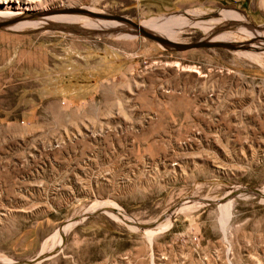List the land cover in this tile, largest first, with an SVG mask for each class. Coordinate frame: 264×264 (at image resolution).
Listing matches in <instances>:
<instances>
[{
	"label": "rangeland",
	"instance_id": "1",
	"mask_svg": "<svg viewBox=\"0 0 264 264\" xmlns=\"http://www.w3.org/2000/svg\"><path fill=\"white\" fill-rule=\"evenodd\" d=\"M10 1L14 11L29 1V11L77 7L138 23L182 15L179 42L206 39L192 20L236 8L243 27L222 31L242 30L251 48L174 51L127 23L89 16L94 34L20 22L0 29V46L33 66L39 98L55 100L53 128L44 115L10 150L16 163L0 164V264H264V13L256 0ZM15 188L19 200L38 194L43 211L17 210L20 225L10 229ZM94 204L101 208L87 211ZM20 228L34 232L27 251L11 246Z\"/></svg>",
	"mask_w": 264,
	"mask_h": 264
},
{
	"label": "crops",
	"instance_id": "2",
	"mask_svg": "<svg viewBox=\"0 0 264 264\" xmlns=\"http://www.w3.org/2000/svg\"><path fill=\"white\" fill-rule=\"evenodd\" d=\"M256 7L264 11V0H257ZM38 82L39 78L36 73H33V66H23V58L20 51L16 52L11 46H0V150H3L0 152V164L16 163L17 157L13 155L16 153H12L10 150L20 147L24 142L25 131H28L31 126L38 125L39 119L44 115L47 117V123H51L48 129L53 128L55 124L54 94L46 93L44 99L41 100L38 96ZM40 100L44 102L43 106L46 108V112H43L44 114L41 113L43 110H39ZM37 195H35L34 199L23 201V199H18V197L23 198L24 196V192L19 188H15L13 192H10L9 196H14L17 199L16 201L14 200L12 205L16 209L15 213L20 211L22 213L21 209L24 207L26 213H31L29 215L33 218L37 217V214L43 211L37 207ZM28 196L32 198V194H27L26 197ZM3 209H8V207H4L1 210ZM17 210L20 211L18 212ZM20 213L14 215L11 220L8 218L6 226H10V229L19 227L20 224L17 225L15 219ZM10 229L3 233L9 235ZM30 233L34 232L20 228L19 233H15L16 241L11 246L14 249L15 247H20L19 250L26 249L27 251L29 245L26 243Z\"/></svg>",
	"mask_w": 264,
	"mask_h": 264
},
{
	"label": "bare ground",
	"instance_id": "3",
	"mask_svg": "<svg viewBox=\"0 0 264 264\" xmlns=\"http://www.w3.org/2000/svg\"><path fill=\"white\" fill-rule=\"evenodd\" d=\"M12 4L10 0H0V16H19L22 14H29L32 12H41L42 18L41 21H32V20H25V21H19V27H24L27 25H42L46 27H52L53 23H48V19L54 18V19H59L62 21L59 22H64V23H70L75 26H79L82 28H94L95 26H98V23H96L93 19H89L86 16L83 15H69V14H55V15H50L48 16L46 11H29L30 4L29 1L25 3H21L20 1L18 2V7L14 11L12 9ZM59 8H66V7H59ZM192 13L196 15L203 16L202 11H196L192 10ZM214 16V15H213ZM242 19L243 16L240 12L232 9H222L217 12V16L212 17L210 19H205V18H200L193 21L194 26H199L201 29L206 33L205 38L212 40V41H226V42H238V40H241L238 43H242V30H228V31H222V30H227V28H233V27H243L242 26ZM74 22V23H72ZM75 22H81L80 24H75ZM110 23L111 26H117L118 22L115 21H102L101 25H104V23ZM185 18L182 15H173V16H166V17H151L149 19H146L139 24L144 27L146 30L152 31L154 33H157L159 35H162L170 40L173 41H180L184 40L180 30H177V25L179 23H184ZM48 23V24H47ZM17 24V23H16ZM13 25V27L16 26ZM121 26V25H120ZM130 27V26H129ZM245 28V27H244ZM123 28H118V30L121 31ZM247 29V28H246ZM102 30V29H101ZM249 31L253 32L252 30L248 29ZM113 32H118L112 29ZM256 31V30H255ZM254 33V32H253ZM120 35V34H119ZM129 35V34H128ZM261 38V37H260ZM251 48V47H249ZM231 200V199H230ZM232 203V202H231ZM230 203L221 205V224L222 228L225 229L226 225L228 223L229 217H230ZM101 208V204H94L92 205L89 210H95ZM62 230L57 229L47 240H45L43 244L42 251L46 249H51L54 245V242L58 240L60 233ZM51 240V244L49 245L48 243Z\"/></svg>",
	"mask_w": 264,
	"mask_h": 264
},
{
	"label": "water",
	"instance_id": "4",
	"mask_svg": "<svg viewBox=\"0 0 264 264\" xmlns=\"http://www.w3.org/2000/svg\"><path fill=\"white\" fill-rule=\"evenodd\" d=\"M46 14L47 15L75 14V15L89 16L95 19H102L106 21L127 23L128 25L132 27L131 30H128L131 33H134L135 35L145 36L155 42H158L159 44L163 45L165 48L174 50V51H183L187 49L201 48V47H206V48L216 47V48H224V49H229V50L250 47L249 42L234 43V42H226V41H212L209 39H199L194 42L173 41L162 35L146 30L138 22H135L124 15L94 12V11L84 9V8H77V7L75 8L74 7L56 8V9L48 10ZM41 16H42L41 12H32L27 15L22 14V15L15 16V17L3 18V19H0V29H12L11 27L15 25L16 23H18L19 21L33 20ZM259 27L263 28L264 25L259 26ZM52 28H57L61 30H72L79 34H94L95 33V30H88L86 28H82V27L75 26L70 23H64V22L53 23ZM261 38L264 41V36H261ZM261 47L264 49V44ZM251 191L256 193L255 190H251Z\"/></svg>",
	"mask_w": 264,
	"mask_h": 264
},
{
	"label": "flooded vegetation",
	"instance_id": "5",
	"mask_svg": "<svg viewBox=\"0 0 264 264\" xmlns=\"http://www.w3.org/2000/svg\"><path fill=\"white\" fill-rule=\"evenodd\" d=\"M257 1V0H256ZM256 1H255V10H257V11H261L262 13H264L260 8L258 9L257 7H256ZM232 10H236V8L235 9H232ZM247 10V3H246V1H244L243 2V5H242V11H246ZM238 11V10H237ZM239 12V11H238ZM242 16H243V20H246V18H245V16L242 14Z\"/></svg>",
	"mask_w": 264,
	"mask_h": 264
}]
</instances>
